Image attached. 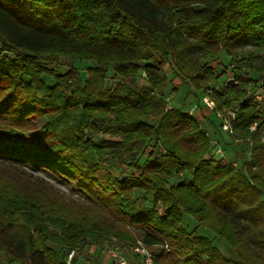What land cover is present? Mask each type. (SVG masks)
<instances>
[{"label": "trees", "instance_id": "1", "mask_svg": "<svg viewBox=\"0 0 264 264\" xmlns=\"http://www.w3.org/2000/svg\"><path fill=\"white\" fill-rule=\"evenodd\" d=\"M245 41L264 59V0H0V252L81 264L78 246L130 257L141 239L155 264H264V67L241 58L217 86L211 65ZM63 57L90 64L60 72ZM175 76L222 132L235 111L244 164L168 104Z\"/></svg>", "mask_w": 264, "mask_h": 264}, {"label": "rangeland", "instance_id": "2", "mask_svg": "<svg viewBox=\"0 0 264 264\" xmlns=\"http://www.w3.org/2000/svg\"><path fill=\"white\" fill-rule=\"evenodd\" d=\"M234 53L236 55V58L230 57L223 53L220 58L214 60L211 62V65L215 68L217 73H222V77L216 83L217 86H219L221 83H224L228 80V78L234 73L233 66L237 62V60L241 58H248L251 57L253 64L255 67H264V59H261L257 56V52H255V46L251 44L248 41H245L244 43L236 44L234 47ZM264 57V53H263ZM90 63H75L72 59L63 57L60 60V63L58 64H52V67L56 68L58 71L62 72L68 69L69 67H76L78 69H81L82 71H85V68ZM245 65V64H244ZM248 68L246 65L243 67V69L240 71L245 77L249 78H258L260 75V72L257 71V69ZM169 74L172 76V71H169ZM130 81L137 85V86H143L147 84V80L145 76L137 77L135 79H130ZM181 80L177 78L176 76L172 79L169 88L167 89V93L171 97L170 104L174 107H181L184 104V100L188 91L187 85H182ZM174 87H177L175 89ZM203 97L208 98V100H211V97L209 95L201 94ZM204 103H206L205 99H203ZM196 103L195 98L192 96L188 97L185 101L184 108L186 110H190L191 107ZM210 103V102H209ZM201 108H197L194 112V114L198 116H203L206 122L204 123L205 128L207 129L208 133L214 140L216 144L215 148V154L224 157L228 159L231 162L237 163L239 166L244 164L246 160L249 158V144L246 143L243 140H240L236 142L233 137L226 132H222L219 130V121L215 118L213 115V111L215 109V104L211 105L207 104L204 105L201 103ZM208 118H211L209 121ZM38 125L41 127L45 120L43 118L38 119ZM217 133L225 140V142L217 141ZM221 150V151H219ZM121 169V168H120ZM39 175V174H38ZM42 177L46 179V181H49L48 183H51L54 185V187L62 192L68 193L65 186L62 184L55 182L54 180L47 178L44 174H40ZM1 181V180H0ZM188 218H192L189 215H186ZM193 219V218H192ZM203 230V228H201ZM117 246V244L114 245H107L103 248L96 246V245H90V246H78L75 248V252L77 255V260L81 264H100L102 262V259L104 258V253H102L104 248H112ZM120 248V246H119ZM121 252H124L122 249H120ZM97 257L98 261L95 262V258ZM0 264H19L16 262H11L8 257L3 253L0 252Z\"/></svg>", "mask_w": 264, "mask_h": 264}, {"label": "built area", "instance_id": "3", "mask_svg": "<svg viewBox=\"0 0 264 264\" xmlns=\"http://www.w3.org/2000/svg\"><path fill=\"white\" fill-rule=\"evenodd\" d=\"M232 79V78H229ZM251 90H249V93ZM254 97L258 101L264 100V93L262 89H259L253 93ZM207 104L214 105V102L212 100H208V98L204 97ZM171 97H167V102L170 104ZM210 102V103H209ZM171 106V105H169ZM198 105L194 104L191 109L189 110L190 113H194L197 109ZM218 116L222 119V130L226 132L229 135H235L237 137V134H235L233 128H232V120L235 118L236 114L235 111L230 110L226 114H218ZM256 128V124L252 125L251 129L254 130ZM235 141H240L239 138H235ZM221 151V150H219ZM168 248V246H165ZM121 248L119 246H115L112 248H104L102 253L107 254L112 264H155L154 260V254L152 249L144 243L141 239L137 241L135 246L132 249L131 256L128 257L123 252L120 251ZM76 252L75 250L71 251L68 257V261L70 262L73 256H75Z\"/></svg>", "mask_w": 264, "mask_h": 264}, {"label": "crops", "instance_id": "4", "mask_svg": "<svg viewBox=\"0 0 264 264\" xmlns=\"http://www.w3.org/2000/svg\"><path fill=\"white\" fill-rule=\"evenodd\" d=\"M221 131V130H220ZM217 141H219V143L220 142H225V140L217 133ZM95 262H97L98 261V259H97V257L95 258ZM90 264V263H89ZM98 264V263H97ZM100 264H112V261H111V259H110V257L107 255V254H105L104 255V258L102 259V262H100Z\"/></svg>", "mask_w": 264, "mask_h": 264}]
</instances>
